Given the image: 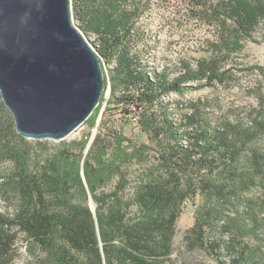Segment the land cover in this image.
I'll list each match as a JSON object with an SVG mask.
<instances>
[{
  "label": "trees",
  "instance_id": "obj_1",
  "mask_svg": "<svg viewBox=\"0 0 264 264\" xmlns=\"http://www.w3.org/2000/svg\"><path fill=\"white\" fill-rule=\"evenodd\" d=\"M152 1L72 0L75 22L104 59L107 110L138 115L146 140L104 120L90 145L86 138L35 165L0 93V157L14 160L0 174V264L11 263L20 232L42 251L39 264H177V223L189 202L180 256L264 264V106L242 116L188 96L232 79V54L264 35V0H186L189 15L212 27L213 53L160 71L139 49ZM172 92L178 97L163 98Z\"/></svg>",
  "mask_w": 264,
  "mask_h": 264
},
{
  "label": "water",
  "instance_id": "obj_2",
  "mask_svg": "<svg viewBox=\"0 0 264 264\" xmlns=\"http://www.w3.org/2000/svg\"><path fill=\"white\" fill-rule=\"evenodd\" d=\"M72 9V0H0V93L27 138L65 139L105 92L104 59Z\"/></svg>",
  "mask_w": 264,
  "mask_h": 264
},
{
  "label": "rangeland",
  "instance_id": "obj_3",
  "mask_svg": "<svg viewBox=\"0 0 264 264\" xmlns=\"http://www.w3.org/2000/svg\"><path fill=\"white\" fill-rule=\"evenodd\" d=\"M152 6L153 9L147 15L145 23L148 26V31L155 34L153 38L158 41L159 56L171 58L175 62L185 58L196 63L197 59L212 55L213 52L208 44L209 40L215 39L212 27L192 18L188 8L181 0H153ZM232 56L226 65L232 70V79H229L225 84L218 83L215 87L192 88L188 92V96H207L213 102V108L216 112L221 110L231 112L233 110L232 114L245 116L246 111L253 108L260 109L261 105L264 106V35H260L257 40L244 41L242 48ZM109 98L110 93H105L104 101L101 102L100 106L102 109L98 123L95 127L83 123L62 140L26 138L32 151V163L34 162L35 165L45 164L48 160L53 159L60 150L68 148L76 142L86 140V138L89 139L90 145L100 131L104 120H108L109 125L110 122L116 125L128 137L139 142L146 140L139 126L125 120L127 119L126 114L115 108L110 111L107 110ZM104 109L107 110L105 115L102 113ZM13 167V158L0 157V174L6 173ZM0 202L4 203L1 197ZM90 204L96 207L93 200H90ZM193 218L194 207L189 202L177 223L173 258L176 259L177 264L195 262L196 259L204 260L207 264H213V261L203 254L183 253L180 256L184 232L193 224ZM17 245L18 250L10 264H39V260L43 256L42 251L27 242L21 232Z\"/></svg>",
  "mask_w": 264,
  "mask_h": 264
},
{
  "label": "built area",
  "instance_id": "obj_4",
  "mask_svg": "<svg viewBox=\"0 0 264 264\" xmlns=\"http://www.w3.org/2000/svg\"><path fill=\"white\" fill-rule=\"evenodd\" d=\"M181 2L183 4L186 5V7L188 8V4L186 0H181ZM153 6L151 5L150 9H148V11L145 12V14L143 15V17L141 18L140 23L142 24V27L144 28V31L147 34V38L146 41L143 40V42L140 43L139 45V49L142 53V58H143V63H148L154 67H156V69H158L159 71L161 69H165L166 66H171V65H180L182 59L185 58H181L180 60H178L177 62H175L174 60H172L171 58H162L161 56L158 55V50L160 49L158 44H157V40L154 39L153 37L155 36L154 33H151V31L149 32L148 30V26L146 25L145 21L147 19V15L152 11ZM92 41V40H91ZM159 63V64H158ZM105 71H107L105 69ZM107 73V72H106ZM111 93V88L110 86L108 87L107 91L105 93ZM169 97H178V94L175 92L170 93V95H166L163 96V98L166 100ZM128 119V121L135 125L138 126V115H135L134 113H129L126 117Z\"/></svg>",
  "mask_w": 264,
  "mask_h": 264
}]
</instances>
